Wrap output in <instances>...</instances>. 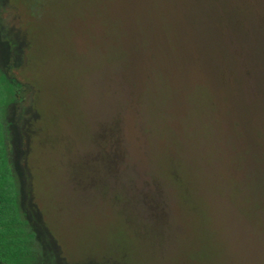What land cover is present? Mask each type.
<instances>
[{
	"label": "rangeland",
	"instance_id": "obj_1",
	"mask_svg": "<svg viewBox=\"0 0 264 264\" xmlns=\"http://www.w3.org/2000/svg\"><path fill=\"white\" fill-rule=\"evenodd\" d=\"M13 2L36 195L68 259L264 264V0ZM205 92L215 110L193 109Z\"/></svg>",
	"mask_w": 264,
	"mask_h": 264
},
{
	"label": "trees",
	"instance_id": "obj_2",
	"mask_svg": "<svg viewBox=\"0 0 264 264\" xmlns=\"http://www.w3.org/2000/svg\"><path fill=\"white\" fill-rule=\"evenodd\" d=\"M218 1L222 2V0ZM219 6L223 5L219 3ZM225 6L227 9L226 2ZM215 8L218 6L215 5ZM221 15H228L227 10ZM222 18L227 20L226 17L222 16ZM19 22L20 14L13 0H0V49L17 47L21 51L17 58L8 60L9 77L6 74L7 68L6 71L0 70V80L3 78L2 82L9 91H14L17 87L21 93L15 98L17 102L15 109L7 114L4 123L0 118V264H128L123 260L120 262L106 257L103 260L70 261L46 221L45 213L36 195L31 160L37 135L36 125L41 114L34 99L29 96L34 88L27 82L23 73L20 74V70L22 71L26 66L27 50L31 41L28 32ZM261 26L260 31L264 34V26ZM213 53L218 56L216 51ZM210 60L211 63H215L212 57ZM159 75L162 77L163 74ZM225 75L224 71L217 73L221 79L227 78ZM10 79L15 80L16 85L12 84ZM259 84L264 86L263 81ZM189 97L191 106L195 110L199 108L198 106L200 108L209 106L211 110L216 108L211 94L205 92L203 96L201 93V96L194 97L193 93H190ZM262 128L264 125L257 126L254 131L255 142L261 151L258 154L264 157ZM249 135L247 131L246 138ZM246 152L247 150L239 154L249 156ZM255 156L258 157L257 154ZM254 161L258 163L259 169L263 168V159L254 158Z\"/></svg>",
	"mask_w": 264,
	"mask_h": 264
},
{
	"label": "flooded vegetation",
	"instance_id": "obj_3",
	"mask_svg": "<svg viewBox=\"0 0 264 264\" xmlns=\"http://www.w3.org/2000/svg\"><path fill=\"white\" fill-rule=\"evenodd\" d=\"M19 52H21V51L17 47H13V48H9V49H4V48L0 49V70H1V72H2V69L4 71H6V68H7V73L6 74H7L8 77L10 76V73L8 72V67H9L10 63L8 62V60H10V58H12V59L17 58ZM1 61H3V63ZM21 72L22 71L20 70V74H21ZM2 79L0 80V83H2ZM9 81H11L12 84L16 85L14 83L15 80L10 79ZM27 82L30 83L29 81H27ZM7 89L9 90V88H7ZM9 92L11 94V100H9V103H8V106H7V109H6L7 110V114H10L13 111V109H15V106L17 104L15 98H17L18 96L21 95V93L19 91V88H17V87H15L14 91L12 90V91H9ZM3 98H4V96L3 95L1 96V93H0V102H1V100H3Z\"/></svg>",
	"mask_w": 264,
	"mask_h": 264
}]
</instances>
